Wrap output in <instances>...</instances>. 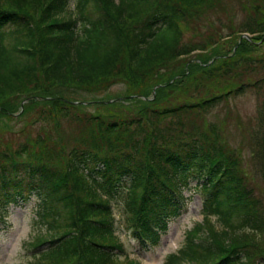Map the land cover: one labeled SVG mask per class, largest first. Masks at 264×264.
Instances as JSON below:
<instances>
[{
	"label": "trees",
	"instance_id": "obj_1",
	"mask_svg": "<svg viewBox=\"0 0 264 264\" xmlns=\"http://www.w3.org/2000/svg\"><path fill=\"white\" fill-rule=\"evenodd\" d=\"M221 1L0 0V212L37 201L45 233L27 264H140L126 255L120 219L142 245L158 242L186 212L194 179L203 221L167 264H264V198L207 117L257 90L264 180V0H239L246 21L225 36L206 14ZM190 23L200 41H184ZM192 75L195 91L202 78L230 82L182 98ZM118 82L122 97L80 95Z\"/></svg>",
	"mask_w": 264,
	"mask_h": 264
},
{
	"label": "rangeland",
	"instance_id": "obj_2",
	"mask_svg": "<svg viewBox=\"0 0 264 264\" xmlns=\"http://www.w3.org/2000/svg\"><path fill=\"white\" fill-rule=\"evenodd\" d=\"M223 4L216 6L209 5L206 14L211 18V28L220 29L219 34L227 35L231 27L240 28L246 21V10L239 6V0H222ZM71 6H74V0H71ZM234 14V17H231ZM230 18V19H229ZM233 18V19H231ZM203 21V20H202ZM208 22V21H207ZM189 29L183 24L186 29L184 35L185 42H196L201 40V36L193 37V29H197L195 23L189 24ZM199 27L202 35H205L209 29L207 25L200 24ZM193 28V29H191ZM216 32V31H215ZM247 33V32H244ZM183 36V35H182ZM243 36L250 37L243 34ZM225 39V38H224ZM203 41L199 42L202 43ZM259 47L264 51V42L259 41ZM196 51L191 53V57L195 58ZM194 60L190 63L194 64ZM188 72L189 73V67ZM189 78V84L186 86L178 85V91L186 93L182 98L192 96L199 97L207 95V93L214 92L223 88L224 82L229 83L230 80L225 81L219 77L214 79L202 78L199 83H204V87L200 86L198 91H195L193 85L194 75ZM195 79V78H194ZM222 85V86H221ZM192 86V87H191ZM127 84L118 82L113 84L109 91L100 94H80L82 97H97L107 99L108 97H122L124 95ZM206 88V89H205ZM200 91V92H199ZM209 91V92H208ZM257 90H246L244 93L235 94L223 100L215 108H213L207 117L209 121L216 122L222 127L224 141H228L233 147L241 152L242 167L248 174V182L256 186L257 193L264 198V180L261 174V166L258 157H255L254 152L257 150L255 145L254 132L259 125L261 110V98L256 92ZM196 92V93H195ZM77 95L78 92L74 91ZM155 96V93H154ZM127 103V102H126ZM206 117V118H207ZM21 123L18 124V128ZM197 180H191L189 186L183 189V194L188 200V207L183 216L173 221L169 230L161 235L158 242L150 245H142L139 241L134 240L126 230V222L120 219L121 211L118 207L115 208V216L120 219L119 233L122 240L126 243V250L128 257L134 259L140 264H167V256L177 252L186 237L187 232L199 222L203 221L202 200L200 194L195 190ZM123 198H121L122 200ZM264 202V201H263ZM36 203L33 199L30 204L23 206L10 205L6 210L0 212V264H27L32 259L34 253L30 242L34 241L39 233H45L41 227H36L34 222L36 220ZM122 203V202H121ZM119 203V204H121ZM213 220L215 218H212ZM264 243V238H263ZM124 254L118 255L120 262H125L127 259Z\"/></svg>",
	"mask_w": 264,
	"mask_h": 264
},
{
	"label": "bare ground",
	"instance_id": "obj_3",
	"mask_svg": "<svg viewBox=\"0 0 264 264\" xmlns=\"http://www.w3.org/2000/svg\"><path fill=\"white\" fill-rule=\"evenodd\" d=\"M119 225H120V223H119ZM121 226V225H120ZM120 226H119V228H120ZM118 234H119V236H120V233H119V229H118ZM121 237V236H120ZM121 239H122V237H121Z\"/></svg>",
	"mask_w": 264,
	"mask_h": 264
},
{
	"label": "water",
	"instance_id": "obj_4",
	"mask_svg": "<svg viewBox=\"0 0 264 264\" xmlns=\"http://www.w3.org/2000/svg\"><path fill=\"white\" fill-rule=\"evenodd\" d=\"M246 35H249V34H246ZM250 36V35H249ZM249 38V37H248ZM112 101V100H111ZM111 101H109V102H111Z\"/></svg>",
	"mask_w": 264,
	"mask_h": 264
}]
</instances>
